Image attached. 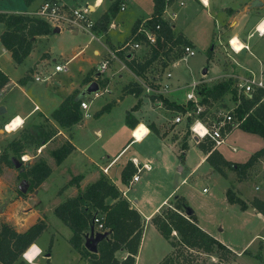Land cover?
<instances>
[{
  "label": "rangeland",
  "instance_id": "1",
  "mask_svg": "<svg viewBox=\"0 0 264 264\" xmlns=\"http://www.w3.org/2000/svg\"><path fill=\"white\" fill-rule=\"evenodd\" d=\"M65 1L69 5L76 4L74 7L85 4L91 6L93 13L90 18H94L93 16L99 14L107 6V9L111 6L118 8L115 18L118 27L110 29L107 36L112 43L110 49L113 53H105L103 57L94 56L92 54L93 48L96 46L103 51L102 45L96 39H91V33L88 30L79 28V31L74 34L67 24L60 25L61 31L59 32H54V27H52L51 33L49 32L46 37L37 39L31 56L19 64H15L11 55L3 52L0 42V63L12 78L8 91L5 92L3 99L1 98L2 102H6L7 109L5 113L0 114V150L5 149L11 140L20 138L27 131L32 133L37 141L36 144H26L24 153L19 157L9 152L10 159L13 160L14 164L2 167L0 174V225L1 223H8L14 228H23L35 216L43 217L44 220V191L40 189V186L29 191L30 179L29 177L25 178L22 172L25 171V167L39 158L50 161V165L53 163L49 151L50 148L57 145L58 136H55L43 149L44 152L42 151L39 155H37L40 150L38 143L43 138L45 140V135L50 134L54 127L60 128L58 123L50 120L51 117L46 118L36 113L26 119L17 130L7 133L3 125L8 121L9 116L14 113L23 116L34 107L50 115L54 107L57 106L59 96L65 93V89L70 84L76 83L78 79L82 81L85 77L92 78L91 76H95L100 69L101 60H107V68L97 78L99 81L107 82L106 86H108L109 79L106 75L110 76L111 73L116 80H119L118 74H123L128 78L134 77L129 72L126 73L125 69L120 68L121 65L118 66L117 56L121 62L126 64L131 61L134 62V60L143 63L151 56V50L146 46L138 50L120 49V47L125 39H129L127 35L134 20L151 16L152 0H125L124 10H119L117 0ZM175 1L167 3L168 10L164 15L170 19L171 12H176L177 15L173 20L174 31L179 32L178 34L182 33L193 42L194 54L182 59L183 50L179 46L171 49L164 48L160 50L158 57L145 71L141 74L135 73V76L142 78L144 83L148 85L159 87L163 82H169L165 74L170 71L172 76L169 85L172 88L174 86L177 94L183 96V101L186 92L192 90L191 84L193 82H198L196 94L203 86L211 87L221 80L231 79V88L236 90L238 98L239 92L236 89V83L242 77L250 76V72L259 75L260 70L264 71V36L260 37L253 31L256 23L264 18V0H259L256 5L252 3L254 0H210V6H208V0L207 5H204L202 0ZM41 2L42 0H35L31 5L26 6L23 0H0V13L19 12L35 16L34 13L37 12ZM69 5L65 4L66 8L72 7ZM242 5H247V17L243 24L239 23L235 29H232L227 17L233 10L228 8L236 9ZM120 26L123 27V30L119 29ZM98 28L94 26L89 30L98 33ZM2 29L3 23L0 22V33ZM234 32L237 33L238 37L234 36L233 42L235 43L233 45L241 49L244 43L248 45V49H242L239 52H234L231 49L228 40L233 37L232 35H236ZM251 33L253 35L249 36ZM102 39L106 41V37H102ZM128 52L131 53L129 57H127ZM53 59L56 61L54 62ZM56 63H66V69L56 72L54 70ZM208 65L207 77L218 73L222 74L206 79L202 70ZM36 75L40 76L41 80H36ZM22 76L27 78V81L20 85L24 91H21V87L18 85V80ZM106 86L102 87L99 95H92L87 98V102H89L88 111L91 114L116 93V90H112L109 86L106 88ZM118 88L119 86H115V89ZM145 94L149 95L150 93ZM199 97L202 98L201 95ZM130 99L128 98L123 102V105L115 112L113 119L105 116L99 119L95 116L83 117L73 128L77 142H83L87 145H90L91 142L96 147L95 149L93 146L90 147L92 154L95 157H102L105 162L109 161L119 147L130 139V133L121 116L123 107L131 101ZM151 101L155 102V99ZM177 101H180V97L177 98ZM236 103L237 100L233 99L232 93L228 92L218 100L211 101L201 117H204L205 114L213 117L215 116L213 111L226 112L234 108ZM157 105L163 104L159 100ZM190 112L192 117H184L180 125L173 124L175 115L172 116V120H167L165 123L167 130H170L179 139L181 138L180 143H182L184 136H186L187 142L188 140L193 141L189 132H186V124L196 116L195 112ZM146 125V128L138 134L137 140H141L148 132ZM234 127L230 132H227L224 142L219 147V152L227 160L244 162L254 151L263 146V139L258 134L246 132L237 126ZM98 129L101 131L100 136H97L98 134L95 132ZM85 133H87V138L84 137ZM159 136L152 132L144 141L134 142L124 149L125 154L122 153L123 156L118 164L128 158L130 154H137L140 164L147 163L151 167L150 170L141 172V179L137 183L133 185L123 184V189H127V197L133 202L135 199L149 198L157 203L165 195L166 190L170 189L173 198L175 196L182 197L192 209L200 228L234 250L232 254L227 255L229 258L225 260L219 258L218 252L197 253L193 251L192 264H220V262L221 264H262L255 255L260 253L264 262V217L259 216L249 203L254 197L264 199V156L247 171L243 180H239L235 171L226 177L212 169L205 159L203 162H199L201 153L196 145L191 144L181 158L180 153L182 152L172 148L170 141L163 140ZM106 155H109L110 158H107ZM118 164L113 167L112 171L117 172ZM226 170L227 173L230 171L229 169ZM61 178L60 175H56L52 180L54 184H51L55 186L57 183H61ZM118 186L120 185L118 184ZM22 187L24 190H21ZM203 188L207 190L204 192ZM228 188H231L238 197L246 202V208H242L239 203L228 201L226 196ZM35 190L41 191L34 193ZM30 195V206L35 207V210L40 214L35 212L27 219H23L20 214L29 211L31 207L29 204H26V208L20 207L22 205H17L15 200L27 199ZM173 198L169 200L171 204H174ZM47 208L49 226L35 241L43 249L42 252L39 249V253L35 255L31 264H87L85 262L87 258L79 260L77 253L64 238L66 234L71 235L69 227L61 225L60 219L51 213V207ZM25 216L27 215L23 213V217ZM154 232L149 233L146 238L140 264H156L158 262L156 259L170 250V244L167 240L158 231L155 230ZM172 235L177 239L176 233ZM51 239H53V245L50 249ZM30 249L32 246L26 253ZM49 249L52 254L49 256L50 260L47 261L45 254L50 251ZM32 251L34 252V249ZM237 252H241V254L238 255ZM24 256H21L14 264H29L28 259ZM37 256L38 258H36Z\"/></svg>",
  "mask_w": 264,
  "mask_h": 264
},
{
  "label": "trees",
  "instance_id": "2",
  "mask_svg": "<svg viewBox=\"0 0 264 264\" xmlns=\"http://www.w3.org/2000/svg\"><path fill=\"white\" fill-rule=\"evenodd\" d=\"M35 0H23L26 6L31 5ZM116 1V0H115ZM171 2L173 0H167ZM166 0H152L151 17L153 22H159L161 29L160 34L164 36V41L157 42V48L152 47L151 56L143 63L128 62V67L136 74H141L147 67L158 57L160 50L167 47L168 44L176 47L181 43L190 44L182 35H175L172 25L168 21L161 18ZM118 13L116 6H111L104 12L100 19L95 23L99 25L103 31L107 30L112 18ZM0 22L4 25V30L0 33V42L2 46L10 52L11 58L17 64L21 63L32 51L35 46L36 37L48 34L52 27L46 22L35 16L23 13H0ZM139 20L132 25V33L136 30ZM94 25V26H95ZM141 38V36H137ZM172 46L167 49L173 48ZM26 79V78H25ZM91 78L86 77L85 82ZM22 81V80H21ZM8 76L0 69V90L7 84ZM22 83V82H21ZM100 86L105 85L99 82ZM232 80H221L211 87L203 86L198 93L202 96L201 103L209 105L211 101L218 100L228 92L232 93L233 99L237 103L233 108V117L239 121L237 127L240 129L258 134L263 139V146L254 151L246 161L236 162L225 159L222 154L213 147V142L205 139L197 143L198 148L203 151L206 161L210 166L223 176H226V169L237 172L239 180H243L247 171L264 156V90L258 89L250 95L241 94L236 96V90L231 88ZM139 93V87L127 88V92ZM76 92L67 96L57 108H55L50 117L55 120L61 127H70L82 119L83 113L80 108V100L75 99ZM158 98L163 106L168 109L185 112L186 108L175 101L169 100L163 95L152 96ZM189 102V108L192 107ZM111 107V103H106L98 111L94 113L98 116ZM134 105L131 110H135ZM125 123L134 130V136L137 137L146 127L140 123L137 125V119L127 112L125 115ZM189 123H187L188 128ZM151 131L158 133V129L152 124L148 126ZM234 126L227 125V131ZM188 133L189 131L186 130ZM54 133L45 135V140L38 143V146L44 144L48 138ZM186 136L180 145L181 150L188 149ZM35 137L32 133L26 132L18 139H13L8 146L0 153V174L3 166H11L14 164L10 159L9 152L19 157L24 153L26 144H36ZM73 145L69 141H65L59 147L50 151L56 165H59L63 159L73 150ZM183 158V153H180ZM134 171L133 165L128 163L122 170V177L131 175ZM51 173L50 166L42 158L25 167L22 175L30 179L28 190L37 188ZM81 179V175L73 176L69 180V184H77ZM118 189L104 177L98 178L95 182L89 184L84 190L78 191L76 196L67 198L63 202L56 205L53 213L71 230L68 242L74 250L82 257L87 258L90 264H134L135 255L138 251L140 239L143 231V220L140 213L130 207L128 201L122 198ZM228 201L239 203L242 208H246L247 204L244 200L236 195V193L228 188L226 191ZM106 198H112L113 203H107ZM174 204L167 202L154 216L151 217V223L158 232L169 242L173 250L165 255L157 264H192L193 251L197 253L218 252L219 258L225 260L232 254V250L224 243L214 238L212 235L204 231L197 224L196 217L185 200L180 196H175ZM257 213L264 217V199L254 197L250 203ZM190 210V212H189ZM95 214L103 216L101 223L103 229L109 232L106 238L100 240L97 244V251L91 252L84 246V235L92 226V219ZM46 228L43 219H37L33 224L23 231H18L8 223L0 225V264H14L21 256H24L27 250L36 244L35 241ZM173 231L176 233L177 239L174 238ZM125 250L127 254L119 259L116 252ZM262 264L261 254H256ZM221 264V262H220Z\"/></svg>",
  "mask_w": 264,
  "mask_h": 264
},
{
  "label": "crops",
  "instance_id": "3",
  "mask_svg": "<svg viewBox=\"0 0 264 264\" xmlns=\"http://www.w3.org/2000/svg\"><path fill=\"white\" fill-rule=\"evenodd\" d=\"M63 3L69 5L65 0H61ZM100 2L101 0H95V2ZM115 1V0H113ZM205 5H207V0H202ZM177 2V0L175 1ZM89 4H92V3H89ZM76 4L74 5H69V6H72L74 7ZM203 5V4H202ZM211 5V2L210 0H208V6ZM108 7V6H107ZM104 8L102 9V11L97 14L96 16H93L94 18H92L95 23L100 19L101 15L106 12L108 9ZM246 7L247 5H242L240 6L239 8H236V9H232V8H228V9H231L233 11H231V14L227 17V21L229 22V26H232L231 28L235 29L239 23L243 24V21L246 19L247 17V10H246ZM227 9V10H228ZM95 12V11H94ZM16 13H19V12H16ZM93 13V12H92ZM92 13L90 14V17L92 15ZM117 16V14H116ZM111 19V23L109 24V27L106 31H103L100 29V26L97 24L95 25L96 27H99L97 30H98V33H95V32H92L91 30H88L90 33H91V39H96L100 45H102L103 47V51H101L102 49L101 48H98V47H94L93 50H92V54L94 56H99V57H103V55L105 53H113V51H111V47H110V44L112 45V43L108 40V32L110 31V29H114V28H117L118 27V24L115 23V18ZM165 16V15H164ZM144 19V18H142ZM136 20H141L140 18H137ZM134 20V22L136 21ZM134 22L132 23V25L134 24ZM256 23V22H255ZM171 24H172V29H173V32L178 34L179 32H175L174 29H175V25L173 24V21H171ZM132 25L130 27V30H129V33L127 35V37H130L131 36V33H132ZM94 27V26H93ZM81 29V28H80ZM120 30H123V27L120 26L119 27ZM4 30V25H3V29L2 31ZM87 30V29H85ZM254 30V29H253ZM1 31V32H2ZM52 31V30H51ZM61 31V27H59V30L56 31V32H59ZM79 31V28L78 29H72V33L76 34L77 32ZM55 32V31H54ZM51 33V32H50ZM49 34V33H48ZM48 34H44V35H39L36 37V42H37V39H39L40 37H46ZM184 38H186L188 41L191 42V44L193 45V42L191 40H189L186 36H184L182 33H180ZM234 34L236 35H232L233 38L234 36H237V33L234 32ZM264 36V35H263ZM102 37H106V41H104L102 39ZM238 37V36H237ZM261 37V36H260ZM232 38V37H231ZM126 41V39L123 41V43ZM35 42V43H36ZM108 42V43H107ZM2 45V44H1ZM119 45V44H117ZM194 46V45H193ZM35 47V46H34ZM235 47V46H234ZM34 49V48H33ZM32 49V50H33ZM236 50H240L238 49V47H235ZM2 50L3 52L7 53L10 55V52L7 51L3 46H2ZM32 52V51H31ZM31 52L30 54L26 57H30L31 56ZM48 52L50 53V50H48ZM83 53V52H82ZM130 52H128L127 54V57L130 56ZM114 56V54H113ZM25 58V59H26ZM118 58V66H120V68L122 69H125L124 71L126 73H130L131 76H134L133 78H128L127 76H124L123 74H118L119 76V80H116L112 77V73L110 76L106 75L109 79V83H108V86L111 87L112 90H116V93L111 97L110 100H108L106 103H111V107L108 111L98 115V116H95L94 113L96 111H98L103 105H105L106 103H103L102 106L94 111L93 114L90 113V111H88V108H89V102H87V98L89 97H84L82 98V100H85L87 103H88V107L87 109H81L82 113H83V116H82V119L83 117H87V118H91L92 116H95L96 118H100V117H107V118H111L113 119L114 118V114L115 112L119 109V107L121 105H123V102L128 100V98H131L130 102L125 106L123 107V110H122V120L123 122L125 123V115L127 114V112H131V114L137 119V124L139 125L141 122H143V124H147V128H148V132L142 137L141 140H134L131 133L133 132L134 134V130L132 128H130L129 126L126 125V128L127 130L129 131L130 133V139L122 146L119 147V149L116 151V153L114 154V156H112L111 158L109 157V155H106L107 158H110L109 161H104L102 160V157H95L94 154H92V151H90V147L93 146V148L95 149L96 147H94V145L90 142V145H87L86 143H83V142H77V138L76 136L74 135L73 133V128L75 127V125L78 123H75L73 124L72 126L70 127H61L59 126L60 128L56 129L54 127V133L48 138V140L44 143V144H41L40 147H38L40 150L38 152L37 155H39V153H41L42 151L44 152V148L50 143V141L52 139L55 138V136H58V142H57V145L53 148H50V151L59 147L61 144H63L65 141H69L72 145H73V150L63 159V161L59 164V165H56L55 162H54V159L53 157L50 155V151H49V155L51 156L52 158V161L53 163L50 165V161H46V163L50 166L51 168V173L50 175L39 185L40 186V189H42V191H44V222L46 223V228L49 226V222L47 220L48 218V214H47V207H51V213H53V209L56 205H58L59 203L63 202L64 200H66L67 198H71V197H74L76 196V194L78 193V191L80 190H84L86 186H88L89 184L95 182L98 178L100 177H104L108 182L112 183L117 189L118 191L121 193V192H125L124 195H121L122 198H125L130 207L132 208H135L141 215V218L143 220V231H142V236H141V239H140V243H139V247H138V251L135 255V262L134 264H140L141 263V255H142V251H143V248L145 246V242H146V238L147 236L150 234H152V232H154L155 230L158 231L154 225L151 223V217L154 216L163 206H165L167 204V202H169L170 199H172V191H169L170 189H167L166 190V193L163 197L160 198V200L157 202V203H154L151 199L149 198H146V199H135L134 202L129 199V197H127V189H123V184L124 183H128L129 185H133L134 183H137L138 181H140L141 179V176H140V179L136 182H131V178H132V175L133 173L135 172V167L134 165L132 164L131 162V159L132 158H136L137 159V154H130L128 158L124 159L123 162H121L120 164H118L119 160L121 159V157L123 156V154H125L124 152V149L129 145V144H132L134 142H140V141H144L153 131L150 130V128L148 127L150 124H152L154 127H156L158 129V135H160L159 137H161L163 140H167V141H170V146L174 149H177V150H180L182 153H183V156H184V151L185 150H181L180 149V140L181 138L179 139L178 136H175L173 135V133L170 131V130H167V125H165V123H167V120H172V116L173 115H176V110H172V109H168V108H165L163 105L164 108H162L161 106H158V101L159 99L158 98H152V96H157L156 94L154 93H151L149 92L150 94L146 95L145 93H147V90L146 88L149 86H152L154 87L153 85H148L146 83H144L143 79L141 78H138L137 76H135V73L132 72V70L128 67V65L124 62H121L120 58L117 56ZM24 59V60H25ZM71 59V58H70ZM69 59V60H70ZM13 60V59H12ZM23 60V61H24ZM127 60H129V58H127ZM22 61V62H23ZM53 61L55 62L56 59H53ZM101 61H104V60H101ZM15 63V62H14ZM16 64V63H15ZM56 64H59V63H56ZM66 65V63H63ZM244 65V64H242ZM264 65V63H263ZM107 68V67H106ZM207 68V72H206V79H210L211 77H216L218 75H221L222 73H218L214 76H208L207 77V74L209 72V65L206 67ZM0 69L8 76V82L7 84L0 90V106H2L4 108V110L2 112H0V114H3L6 112V109H7V104L6 102H2L3 100V97H4V94L5 92L8 91L9 89V86L11 85V82H12V78L10 77V75L8 73H6V70L2 67L1 63H0ZM58 72V71H56ZM99 73V72H98ZM104 73V72H103ZM97 74V73H96ZM203 74V73H202ZM24 76V75H23ZM22 76V77H23ZM19 78L18 80V85H22L24 84L26 81H27V78L25 79V77L23 78ZM92 78L90 79V81H97L98 83L99 82H102V81H99V79H95V76H91ZM86 78V77H85ZM85 78L82 80V81H78L76 83H72L70 84L69 87H67L65 90V93L63 95H60L59 96V101L57 103V106L54 107L57 108L59 106V104L67 97V96H70L72 95L74 92H76V95L79 93V91L90 81L88 82H85ZM135 78V79H134ZM22 80V81H21ZM205 80V79H204ZM22 82V83H21ZM135 82V84H134ZM20 83V84H19ZM106 86V83L107 82H104ZM15 84V83H14ZM100 85V84H99ZM173 85V84H172ZM45 86H47V84H45ZM103 86V87H104ZM106 86V88L108 87ZM115 86H119L118 89H115ZM21 87V91H24V88L22 86ZM133 87H139L141 90L139 91V93H135L134 92H127L126 89L127 88H133ZM100 88L102 89V87L100 86ZM75 95V97H76ZM94 95V94H93ZM92 96V95H91ZM165 97H167L169 100L171 101H175L177 103H180L182 105H184L185 103V98H184V101L182 100L183 99V96L177 94L174 86L173 88H171L170 90H168L167 92H165V94L163 95ZM64 97V98H63ZM180 97V101H177V98ZM2 98V99H1ZM154 100L155 99V102H152L151 100ZM158 100V101H156ZM136 105V109L135 110H131V108ZM53 109V110H54ZM52 110V111H53ZM39 111V112H38ZM51 111V112H52ZM36 113L38 114H41L43 115L44 117L48 118L50 117V115L48 114H45L43 113L39 108L36 109L35 107L29 111L28 113H26L25 115H20L19 113H14L13 115L9 116V119L8 121L11 119V118H17V117H20L21 119H23V123L26 121V119H28L29 117L35 115ZM103 115V116H102ZM163 118H165V120H163ZM50 119V118H49ZM81 119V120H82ZM52 121H54V123H57L55 120L53 119H50ZM80 120V121H81ZM6 121V122H8ZM79 121V122H80ZM164 121V122H163ZM5 123V122H4ZM3 123V124H4ZM174 124V123H173ZM56 125V124H54ZM136 125V126H138ZM177 125H180L177 124ZM10 123H8V128L9 130L12 129V127L10 128ZM58 127V126H57ZM62 128V129H61ZM135 128V127H134ZM235 127H233L232 129H234ZM231 129V130H232ZM14 130V129H12ZM11 130V131H12ZM17 130V129H16ZM230 130V131H231ZM0 131H1V128H0ZM229 131V132H230ZM98 135L97 136H100L101 134V131L98 129L95 131ZM67 134V135H66ZM69 134V135H68ZM87 136V133L84 134V137ZM66 137V138H64ZM88 137V136H87ZM86 137V138H87ZM64 138V139H63ZM137 138V137H136ZM138 139V138H137ZM188 144V148H190L191 144L193 145H196L197 146V143L191 141V140H188L187 142ZM198 147V146H197ZM219 147H216V149L219 151ZM110 149V147H109ZM199 149V148H198ZM2 150H0V153H1ZM201 155H200V160L199 162H203L204 159L206 161V156L207 154H205L203 151H201L199 149ZM124 152V153H123ZM123 153V154H122ZM138 160V159H137ZM140 160V159H139ZM138 160V161H139ZM233 161V160H231ZM133 165V168H134V171L131 175H128L126 176L125 178L122 177V170L124 169V167L130 163ZM118 164L119 168H117V172L116 171H112L113 167ZM107 168L106 172L104 171V169ZM213 169V168H212ZM233 171H228L227 173V170H226V177L227 176H230L229 173H231ZM56 175H60L62 178H61V183H57V185L53 186V178L56 176ZM76 175H81V179L78 181L77 184H69V180L73 177V176H76ZM110 177V178H109ZM114 178V179H113ZM114 181V182H113ZM53 183V184H51ZM118 184L120 186H118ZM147 184V183H146ZM148 185V184H147ZM44 188V190H43ZM239 190V189H238ZM40 192L41 190H35L34 193H38ZM172 197V198H171ZM31 198V195L29 197H27V199H21V200H18L16 199L15 202L17 205H22L20 207H27L26 204H29V200ZM115 200L112 199V198H106V202L107 203H113ZM26 205V206H25ZM29 207H31V209L27 212H23L25 213L27 216L23 217V213L20 214L21 215V218L23 219H27L28 217H30L32 214H34L35 212L38 213V215L40 214L37 210H35V207L33 206H30L29 204ZM255 211V210H254ZM54 214V213H53ZM260 213H258L259 215ZM55 215V214H54ZM260 216H262L260 214ZM57 217V216H56ZM20 218V219H21ZM35 218V219H34ZM25 227L23 228H15L17 229L18 231H23L25 230L26 228H28L31 224H33L35 221H37L38 218H42L43 217H34ZM58 218V217H57ZM61 221V220H60ZM61 225L63 226H66L68 227L66 224H64L62 221H61ZM44 229V230H45ZM155 229V230H153ZM155 233V232H154ZM85 234H88L89 235V231H86ZM161 235V234H160ZM70 237V234H66L64 235V238L65 240L68 242V238ZM53 238V236H52ZM168 242V241H167ZM36 243V242H35ZM69 243V242H68ZM169 243V242H168ZM37 244V243H36ZM40 249H41V252H42V247L37 244ZM51 245H53V239H51V244H50V249L52 248ZM70 245V243H69ZM227 247H229L231 249V247L227 244H225ZM44 248H46V245H44ZM72 248V246H71ZM49 249V250H50ZM73 249V248H72ZM74 250V249H73ZM173 250L172 246L170 245V250L165 254H169L171 251ZM232 251H234L233 249H231ZM51 251V250H50ZM48 251V253L45 254V259L47 261L50 260L49 256H51L52 254V251L50 252ZM76 253H77V256L79 258V260H84L82 257L76 250H74ZM41 254V253H40ZM39 254V255H40ZM127 254V252L125 250H119L116 252V257L119 258V259H122L125 255ZM238 255L241 254V252H237ZM38 255V256H39ZM165 255L163 256H160L158 257V262L160 261V259H162ZM38 256L36 258H38ZM33 262V261H32ZM85 262H87V264H90L88 260H86ZM155 262V261H153ZM157 262V263H158ZM156 263V264H157ZM76 264H79V263H76ZM152 264H155V263H152Z\"/></svg>",
  "mask_w": 264,
  "mask_h": 264
},
{
  "label": "built area",
  "instance_id": "4",
  "mask_svg": "<svg viewBox=\"0 0 264 264\" xmlns=\"http://www.w3.org/2000/svg\"><path fill=\"white\" fill-rule=\"evenodd\" d=\"M118 1V7L119 10L125 9V0H117ZM203 2V1H202ZM168 1L166 0V4L163 10V13L161 14V18L168 21L170 25L171 21H173L176 17V12H171V18H166L164 16L165 12L168 10ZM205 5V3L203 2ZM92 13V8L88 4H85L83 6H76V7H69L66 8L65 4L61 2L60 0H42L40 6L38 7V10L35 14V17L46 21L51 27L60 26L62 24H67L70 29H87L89 30L91 27L95 25V21L90 18V14ZM264 21V18H262L260 21H258L254 27V33L256 32L259 36L264 35V29H259V25ZM160 23L159 22H153V19L151 16H148L144 19L139 20V23L137 25L136 30L131 33V36L128 40H126L124 43L121 44L120 49H129V50H138L142 48L143 46H146L147 48L156 47L157 48V42L158 41H164V36L160 34ZM253 35L251 33L249 36ZM137 36H141V38H137ZM229 46L234 52H238V50H234L232 45V39L230 38L228 40ZM242 49H248V45L242 44ZM172 46L170 44L167 45V47ZM167 47H165L167 49ZM175 48L176 46H172ZM181 50H183V58L185 59L187 56H191L194 54V47L193 45L181 43L180 46ZM240 50V51H241ZM107 60H104L100 63V69L99 73L95 74V79L99 77V74L104 72V70L107 67ZM175 64V63H174ZM66 69L65 64H55L54 70L55 71H62ZM166 78L170 82V78L172 76V73L170 71L166 72ZM36 80H41V77L36 75ZM169 82L165 81L162 83L159 87H152L148 86L146 88L147 92H151L154 94H163L170 90L172 87L169 85ZM159 85V84H158ZM198 86V82H193L191 84L192 90L187 91L185 94V103L184 107L186 108L185 112L177 111L176 115L174 116L173 123L178 124L182 122V119L184 117H192V114L190 111L195 112L196 116H194V119L189 122L187 130L189 131V134L192 138V140L196 143L203 141L205 139H208L213 142V147H218L224 142V138L227 134V125L230 126H236L238 125L239 121L236 120L233 117L232 111L233 108L230 110H227L226 112H220V111H213L215 116L209 117L207 114H205L204 117H201V114L204 113L207 109V104L201 103V97H199V93H196ZM236 89L240 94L244 95H250L253 92L257 91L258 89L264 90V71L260 70L259 75H256L254 72H250V76L248 77H242L240 81L236 83ZM104 90V89H103ZM100 91L96 94L99 95ZM191 102L193 105L191 108H189L188 103ZM88 103L85 100H81L80 102V108L81 109H87ZM14 118H11L8 122H6L3 125V128L6 130L7 123H11ZM23 125V119L21 123L17 126V129ZM187 125V124H186ZM199 127V130H197ZM136 128V127H135ZM134 128V129H135ZM16 130V129H15ZM14 130V131H15ZM201 132L204 134L201 135ZM134 140H137L134 136L133 132L131 133ZM23 157V156H22ZM132 164L135 167V172L132 175L131 182H136L140 179L141 172L143 170H150L151 167L147 163L140 164V162L136 158L131 159ZM107 168L104 169L106 172ZM207 189L203 188V191L205 192ZM125 192H121V195H124ZM103 216L100 214H95L92 219V225L94 226V231L98 232H104L101 220ZM173 233H175L173 231Z\"/></svg>",
  "mask_w": 264,
  "mask_h": 264
},
{
  "label": "water",
  "instance_id": "5",
  "mask_svg": "<svg viewBox=\"0 0 264 264\" xmlns=\"http://www.w3.org/2000/svg\"><path fill=\"white\" fill-rule=\"evenodd\" d=\"M253 5H256L259 3V0H254ZM59 27H54L53 31H58ZM207 72V68H204L202 70L203 74H206ZM100 91V85L97 81L93 80L88 82L80 91L79 93L76 95L75 99L76 100H80L84 97H88L91 96L93 94H96ZM4 110V108L2 106H0V112H2ZM21 190H24V187H22ZM1 209V208H0ZM192 211V209H191ZM190 212V210H189ZM260 216V214H259ZM109 235L108 231H104V232H98V231H94V226L92 225L90 227L89 230V235L85 234L84 235V246L91 252H96L97 251V244L100 240H102L103 238H106Z\"/></svg>",
  "mask_w": 264,
  "mask_h": 264
},
{
  "label": "clouds",
  "instance_id": "6",
  "mask_svg": "<svg viewBox=\"0 0 264 264\" xmlns=\"http://www.w3.org/2000/svg\"><path fill=\"white\" fill-rule=\"evenodd\" d=\"M17 120H20V118L17 117L16 120H15V122H16ZM15 122H14V123H15ZM197 130H199V127H198ZM203 134H204V133L201 132V135H203ZM32 249H34L35 251L33 252ZM32 249H30V251H29L28 253L25 254L26 258H27L28 261H29V264H31V261H32L33 259H35V255H37V254L39 253V251H40V250L36 247V245H32Z\"/></svg>",
  "mask_w": 264,
  "mask_h": 264
},
{
  "label": "bare ground",
  "instance_id": "7",
  "mask_svg": "<svg viewBox=\"0 0 264 264\" xmlns=\"http://www.w3.org/2000/svg\"><path fill=\"white\" fill-rule=\"evenodd\" d=\"M259 29H261V30H263L264 29V21L259 25ZM232 39V45H233V37L231 38ZM240 40V39H239ZM233 48H234V50H236L235 49V47H234V45H233ZM241 50V49H240ZM240 50H238V52L240 51ZM20 118V117H19ZM15 120H16V118H14L13 120H12V122L10 123V126L12 127V129H17V126L20 124H18V125H16L15 127H13V124H14V122H15ZM20 121H22V119L20 118ZM5 130V129H4ZM14 130H12V131H14ZM7 133H11L12 131L11 130H9L8 129V123H7V125H6V130H5ZM137 139V138H136ZM36 247L38 248V249H40L37 245H36ZM35 251V250H34ZM25 257V256H24Z\"/></svg>",
  "mask_w": 264,
  "mask_h": 264
},
{
  "label": "snow or ice",
  "instance_id": "8",
  "mask_svg": "<svg viewBox=\"0 0 264 264\" xmlns=\"http://www.w3.org/2000/svg\"><path fill=\"white\" fill-rule=\"evenodd\" d=\"M233 43H235V42H233ZM19 123H21V121H20V120H17V121L13 124V127H15L16 125H18ZM137 138H139V135L137 136Z\"/></svg>",
  "mask_w": 264,
  "mask_h": 264
}]
</instances>
